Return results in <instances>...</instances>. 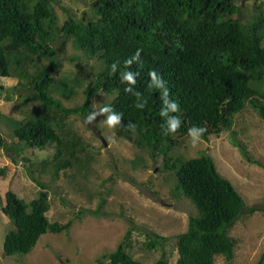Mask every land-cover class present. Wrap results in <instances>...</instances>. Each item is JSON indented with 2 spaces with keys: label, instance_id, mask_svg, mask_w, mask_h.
<instances>
[{
  "label": "trees",
  "instance_id": "16d2710c",
  "mask_svg": "<svg viewBox=\"0 0 264 264\" xmlns=\"http://www.w3.org/2000/svg\"><path fill=\"white\" fill-rule=\"evenodd\" d=\"M62 1L0 0V93L6 88L2 80L14 77L40 103L23 118L7 119L15 139L7 142L0 130V147L17 162L28 148L53 146L52 156L40 162L42 172L56 179L73 170L87 178L95 158L91 144L68 119L88 116L98 92L113 95L104 104L107 114L123 132L135 134L139 147L163 153L179 195L198 209L187 230L175 236L176 264H216L219 255L232 264L234 242L227 230L246 210L245 200L210 155L185 158L173 152L190 132L208 140L231 129L235 115L249 105L264 118V2L254 0L257 5L248 9L243 0H91L80 16L61 5L68 15L61 23ZM69 39L103 63L84 88L83 103L74 107L53 95L76 93L70 79L54 76L57 42ZM28 173L40 184L36 197L27 202L13 190L5 202L0 197L13 225L4 241L10 256L30 253L43 234L61 233L73 223L50 221L47 185L31 167ZM133 230L106 256L109 264H144L129 251ZM168 240L154 233L145 245L164 250ZM155 264L169 260L164 256ZM258 264H264V255Z\"/></svg>",
  "mask_w": 264,
  "mask_h": 264
},
{
  "label": "rangeland",
  "instance_id": "374dc122",
  "mask_svg": "<svg viewBox=\"0 0 264 264\" xmlns=\"http://www.w3.org/2000/svg\"><path fill=\"white\" fill-rule=\"evenodd\" d=\"M243 3L248 9L257 5L254 0ZM90 4L91 0H63L57 6L60 22L68 17L62 6L72 7L80 16L89 11ZM57 53L60 64L55 79H70L76 93L70 98L56 91L53 95L65 107L80 105L85 98L84 88L95 81L103 63L90 58L73 39L58 41ZM2 82L6 88L0 93V130L11 142L15 137L7 119L23 118L40 103L28 98L31 89L20 86L19 79L9 77ZM112 98L113 95L98 92L88 116L75 114L68 119L91 144L89 150L95 158L90 162L87 178L77 176L73 170L67 174L62 171L56 179L49 172H42L40 162L52 156L53 146L28 148L16 156L17 162L0 147V168L5 169L0 173L2 202L9 190L27 202L38 195L40 184L29 175L31 167L33 175L47 185L50 221H73L68 230L43 234L30 253L10 256L5 253L4 241L13 225L0 206V264H109L106 256L117 249L130 227L134 230L129 251L135 259L155 264L165 256L169 264H176L179 253L174 246L175 236L187 230L190 217L197 215L198 209L190 198L179 195L182 190L172 171L165 167L163 153L139 147L133 140L135 134L129 136L117 127L104 109ZM173 154L185 158L208 154L214 159L218 171L231 181L246 203V210L227 230L234 242L232 264H258L264 255V118L259 111L247 106L235 115L231 129L213 134L208 140L190 132ZM137 158L140 161L134 164ZM154 233L170 238L164 250L146 247ZM216 264L228 262L219 255Z\"/></svg>",
  "mask_w": 264,
  "mask_h": 264
},
{
  "label": "water",
  "instance_id": "95a60500",
  "mask_svg": "<svg viewBox=\"0 0 264 264\" xmlns=\"http://www.w3.org/2000/svg\"><path fill=\"white\" fill-rule=\"evenodd\" d=\"M105 142V144H107V142L106 141H104Z\"/></svg>",
  "mask_w": 264,
  "mask_h": 264
},
{
  "label": "clouds",
  "instance_id": "9594fccd",
  "mask_svg": "<svg viewBox=\"0 0 264 264\" xmlns=\"http://www.w3.org/2000/svg\"><path fill=\"white\" fill-rule=\"evenodd\" d=\"M175 127V126H174Z\"/></svg>",
  "mask_w": 264,
  "mask_h": 264
}]
</instances>
